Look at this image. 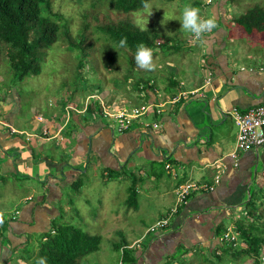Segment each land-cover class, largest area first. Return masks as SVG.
<instances>
[{"label": "crops", "instance_id": "0c3cea01", "mask_svg": "<svg viewBox=\"0 0 264 264\" xmlns=\"http://www.w3.org/2000/svg\"><path fill=\"white\" fill-rule=\"evenodd\" d=\"M222 6L216 2L208 10L211 18H218L217 25L224 18ZM231 23L232 27L242 29L233 19ZM231 32L225 25L207 35L199 52V59L206 58V65L198 69V75L193 76L194 71L190 70L191 74L185 79L177 78L168 68L166 78L157 75L158 82L153 87L138 89L141 94L137 92L135 97L120 101L106 97L105 103L120 106L128 100L138 104L151 100L163 102L166 97L178 96L175 101L164 102L158 112H145L122 131L116 129L112 119L102 117L100 120L92 100L87 103L92 105L88 113L85 112L87 106L78 111L84 100L79 105L74 103V108H67L71 102L55 100L61 102L59 112H52L40 122L35 116L43 117L35 114L26 122L28 126L22 127L14 121L13 113L7 111L10 103L0 98L2 119L19 130L9 132L0 124V171L8 174L19 169L24 175L34 177L41 186L37 201H21V205L12 209L14 218L7 230L8 239L0 248L1 256L22 248L27 233L37 231L38 234L49 228L50 217L58 214L56 209L78 212L72 200H64H69L67 206L57 201L63 191L67 196L77 192L81 185L79 176L86 169L99 168L108 179H124L127 208L133 206L136 211L139 202L142 204L139 208L147 210L132 226L127 223L125 227L130 233L125 244L136 253V264H182L190 257L201 264L208 257H216L220 248L213 234L215 227L226 226L232 216L244 213L249 197L257 203V198L264 195V145L239 150L234 158L229 156L236 125L228 110H244L264 101V63H257L256 59L248 65L231 62L228 51L221 49L224 46L222 33L231 39ZM244 55L247 57L249 52L245 50ZM208 72L210 80L204 83ZM152 119L157 122L153 127L141 124ZM42 128H46L45 133ZM43 147H49L48 153L41 152ZM165 164H169L168 167ZM215 174L218 175L216 182ZM183 180L212 185V188L191 191L177 207L168 226L155 234H147L148 238L142 237L146 226L172 204L175 187ZM96 203L100 204L99 198ZM108 210L115 211L113 207ZM119 215V223L124 227L128 217L124 212ZM227 217L228 222L222 224ZM39 221L41 226L37 225ZM215 249L218 252L214 253Z\"/></svg>", "mask_w": 264, "mask_h": 264}, {"label": "rangeland", "instance_id": "374dc122", "mask_svg": "<svg viewBox=\"0 0 264 264\" xmlns=\"http://www.w3.org/2000/svg\"><path fill=\"white\" fill-rule=\"evenodd\" d=\"M188 1L190 0H148L145 4L148 7L144 5L129 11L128 14L137 25L140 27L153 25L159 34L170 37L166 40L167 42L175 39L176 43H170V46H178L175 50L167 49V43L164 42L159 47V50L155 48L156 53L153 55V60L157 67L154 71H145L137 66L130 69L126 50L112 43L97 28V24L102 20L121 14L120 11L109 5L108 0H52L51 11L53 13L56 12L60 16L58 20H62L64 22L63 25L67 26L74 43H76L80 34L85 37V43H90L87 57H82L84 60L80 59V50L76 46L69 45L68 38H65L62 33V26H60L57 39L45 48V53L39 61V72L36 74L25 75L20 80L14 79L10 75L4 54L0 55V98L10 103V108L7 111L10 110L13 113L14 121L17 120L20 123L18 124L19 126L27 127L28 124L26 122L33 118L35 114H40L44 121L47 115L50 116L52 112L58 111L61 102L65 103L67 101L71 102V104L79 105L87 94L99 95L102 102L106 101L108 97H111V99L116 98L118 101L135 97L138 87L142 90V85L145 83L151 84L153 87L158 82L157 75L162 74V76H165L163 78H166L168 68L177 74V78L185 79L191 74L190 70L194 71L193 76L198 75V69L206 65V58L202 57V61L199 59L200 49H203L204 46L202 43L194 45L191 42L193 39L192 35L180 30L183 9L189 5L193 6L189 4L190 2L187 3ZM256 2L264 6V0H227L225 5L222 6L223 8L221 7L224 18L219 20L217 27L214 29L217 30V28L227 25L232 31L231 39L227 38L225 33H222L221 38L224 46L221 49L223 52L228 51L227 56L230 61L237 62V65H248L252 63L253 59H256L257 63H264V32L260 35L255 33L247 34L238 26L232 27L231 23L232 16L242 12L247 6ZM209 7V4L198 7L202 17H212L210 11H208ZM85 21L87 23L84 26ZM217 22L218 20H216V24ZM245 50L249 52L247 57L244 55ZM256 53L259 56H255ZM79 60H81L80 64L78 63ZM200 62L203 64L201 63L200 65ZM170 66L172 67L170 68ZM128 71L129 75L126 77L125 75ZM174 72L172 75L175 74ZM173 76L175 77V75ZM141 90L138 92L139 94H141ZM171 97L173 96L166 97L163 102L151 101L161 103L159 105L160 110L163 103L169 101ZM55 100L61 102L59 103ZM90 100L95 102L93 97L88 98V102ZM122 105L129 107L134 104L128 100L127 104ZM0 116V119L5 122L6 120H3L1 113ZM153 121V119L149 120L148 123L152 125ZM10 125L12 126V124ZM48 148L43 147L41 152L43 154L48 153ZM34 154L39 156L36 152ZM93 165L96 166L97 163L94 162ZM101 171L99 168L94 171L86 169L79 176L81 185L77 192H71L67 196L66 191H63V194L59 197L58 204L67 206L70 205L69 200H72V203L79 208L78 212L67 208L66 210L56 209L55 211L58 216L62 214L64 216L63 219L74 223V225L81 227L83 230L100 235L98 249L85 255L82 261L90 264H120L119 254L116 249L111 247V243L121 237L129 239L130 233L126 232V224L128 223L129 226H132L135 219L139 216H144L147 210L139 208L142 205L139 202L136 208L138 210L134 211L133 206L127 208L125 197L123 196L126 189L124 179H108V176H103L106 174L101 173ZM121 175L125 174L122 173ZM40 189L41 186L34 177H31L30 174L24 175L19 169L8 174L0 171V213L8 217L16 205L22 204L21 201H37ZM251 189H253V185H251ZM261 195L257 198L256 210L252 215H257V217L251 218L252 216L244 211V213L237 214L238 216H232V220H229L230 223H227L229 217L223 219L222 224L227 223L225 228L234 229V240L236 238V241L232 247L236 246V244L245 245L238 237L234 219L240 218L243 224L255 219L264 220V201ZM97 198L100 199L99 205L96 203ZM67 199L69 200L64 202ZM252 199L254 198L252 197ZM126 201L128 202V199ZM171 205L165 210V213ZM111 207L115 211L111 212L108 210ZM119 212H124L128 217L124 227L123 224L119 223L121 219ZM242 214H244L245 218L242 217ZM173 215L170 217V222ZM142 219L145 220L146 218ZM41 220L43 221L44 219ZM37 225L41 226V221ZM144 233L145 230L142 236ZM27 236V248L32 245L35 246V239L38 237L37 231L35 233H27ZM149 236L147 235L144 238ZM213 252H218V249L213 250ZM25 253L26 251H24L23 247L19 250H14V252L7 251L4 257L0 254V264H25ZM251 258L243 255L233 258L229 254H223L218 257H208L201 264H254ZM185 261L189 264H199L194 262L192 257L185 259ZM256 264H264V257H261V262Z\"/></svg>", "mask_w": 264, "mask_h": 264}, {"label": "trees", "instance_id": "16d2710c", "mask_svg": "<svg viewBox=\"0 0 264 264\" xmlns=\"http://www.w3.org/2000/svg\"><path fill=\"white\" fill-rule=\"evenodd\" d=\"M214 1L217 4L222 3L224 6L227 0H209L207 2L190 0L187 3L190 2L189 4L198 8L205 4L216 3ZM108 2L112 8L120 11L121 14L102 20L97 24V28L112 43L118 46L120 40L126 38L127 45L123 48L127 52L128 67L130 69L137 66L134 57L137 46L141 43L151 48L153 55L156 53L154 49L157 48L159 50V47L164 42L167 43V49L175 50L178 48L176 45L170 46V43H174L175 39L167 42L166 40L170 38L168 35L159 34L151 24L146 27H140L128 14L129 11L143 7L148 0H108ZM51 5L52 0H0V55L4 54L10 75L14 79L20 80L25 75L39 72V61L45 53V48L57 39L60 26H62L63 30H61L64 37L68 38L69 45L76 46L80 50V59L84 60L82 57H87L90 43H85V37L81 34L76 43H74L67 26L63 25L64 22L62 20H58L60 16L56 12L53 13L51 11ZM232 19L248 34L255 33L260 35L264 32V6L257 2L232 16ZM86 23L85 21L84 26ZM81 60L78 61L79 64ZM127 75H129V71L125 76L127 77ZM150 86L151 84L145 83L142 88ZM95 101V109L99 112L98 116L102 121L100 114L101 105L98 100L95 99ZM86 106L85 112H91L92 105L88 104ZM262 198L264 201V196ZM245 207L247 214L252 216L256 210L255 199L249 197L246 200ZM243 215L242 217L245 218ZM253 217H257V215L251 218ZM13 218L11 213L8 217L4 216V223L0 225V248H3L4 242L8 239L7 230ZM49 225V228L38 232V237L35 239V246L32 245L33 247L27 248L28 236L25 234L26 239L22 240V243H24L22 248L24 247V251H26L25 264H36L39 257H46L48 264H90L82 261V259L88 253L98 249L100 244V235L98 233H90L83 230L58 215L50 217ZM234 225L238 230V237L245 245L236 244V246L232 247L236 238L234 241L219 240L218 236L225 228V226L219 225L215 227L213 233L216 237V245L220 248V252L215 253V255L218 257L223 254H229L233 258L242 255L250 256L252 257V263L261 262V257L264 256V253L261 252V248L264 246V220L255 219L243 224L241 219L238 218L234 219ZM259 225L261 226L260 228ZM156 232L146 231L143 236H147L149 233L155 234ZM125 243L126 240L123 237L111 243V247L116 249L119 254V263L130 264L133 262V264H136V259L138 258L136 253L129 250L131 246L129 247ZM133 259H135V262ZM182 264H185V262Z\"/></svg>", "mask_w": 264, "mask_h": 264}, {"label": "built area", "instance_id": "2783aa9c", "mask_svg": "<svg viewBox=\"0 0 264 264\" xmlns=\"http://www.w3.org/2000/svg\"><path fill=\"white\" fill-rule=\"evenodd\" d=\"M205 2L209 0H204ZM210 73L204 75V83H208ZM96 97L101 105V116L105 118H111L115 121V127L117 130L122 131L126 129L134 120L139 119L147 111H159V105L161 103L146 101L133 106L126 107L124 105H117L113 103L102 102L101 99L96 94H87L84 99L83 106L78 111H82L88 103V98ZM178 96H173L169 101H174ZM67 108H74V104H68ZM233 122L236 125V133L234 140V148L229 152V156L234 158L237 151L245 150L248 148H255L257 146L264 145V101L247 107L244 110H238L236 108H231L228 110ZM36 120L40 121L42 118L40 116L36 117ZM156 121L150 123H143V126L153 127L156 125ZM0 124L7 127L9 132H18L16 128L11 126L9 123L4 122L0 119ZM46 132V128H42V133ZM169 164H165L168 167ZM218 180V175H214V182ZM211 189L212 185H206L204 183H196L191 180H183L179 182L174 190L173 204L168 209V211L151 222L145 229L146 231L155 232L161 230L163 227L170 224V217L176 212L177 206L185 202V198L191 191L198 188ZM234 230V229H233ZM233 230L226 227L224 231L218 236L219 240L234 241ZM261 252L264 253V248H261ZM264 256H262L263 258Z\"/></svg>", "mask_w": 264, "mask_h": 264}, {"label": "clouds", "instance_id": "9594fccd", "mask_svg": "<svg viewBox=\"0 0 264 264\" xmlns=\"http://www.w3.org/2000/svg\"><path fill=\"white\" fill-rule=\"evenodd\" d=\"M145 7H148V5H145ZM180 23V30L192 35L193 39L191 42L194 45L197 43H204L207 35L212 33L217 27L215 19L211 17H202L200 15V9L190 5L183 9ZM126 45V38H122L120 40L119 46L126 47ZM134 59L137 67L145 71H154L157 67L153 60V50L143 43L137 46ZM3 223L4 215L3 213H0V225ZM36 264H48L47 258L39 257L36 261Z\"/></svg>", "mask_w": 264, "mask_h": 264}]
</instances>
